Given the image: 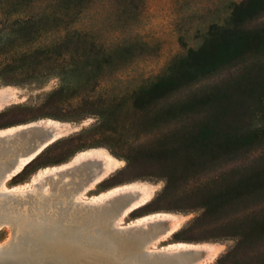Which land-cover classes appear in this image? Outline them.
Wrapping results in <instances>:
<instances>
[{"label": "rangeland", "instance_id": "1", "mask_svg": "<svg viewBox=\"0 0 264 264\" xmlns=\"http://www.w3.org/2000/svg\"><path fill=\"white\" fill-rule=\"evenodd\" d=\"M59 11L47 17L46 0H0V130L53 119L68 131L8 186H32L48 168L101 150L116 164L88 197L145 183L151 198L125 224L156 212L180 216L178 231L153 247L216 244L205 264H264V0H66ZM233 21L245 52L233 59L229 45L223 67L189 92L223 82L231 129L257 145L214 154L179 148V129L198 124L192 113L172 123L156 113L160 99L138 104L139 92L199 48L210 28ZM15 160L7 151L0 174ZM11 235L4 225L0 244Z\"/></svg>", "mask_w": 264, "mask_h": 264}, {"label": "bare ground", "instance_id": "2", "mask_svg": "<svg viewBox=\"0 0 264 264\" xmlns=\"http://www.w3.org/2000/svg\"><path fill=\"white\" fill-rule=\"evenodd\" d=\"M67 132L53 119L0 130V161L7 151L16 152L15 164L0 174V231L6 224L12 229L9 240L0 244V264H205L216 258V244L153 247L178 231L177 214L156 212L124 223L150 200L151 188L145 183L119 185L88 197L115 167L113 156L104 151L81 152L48 168L32 186H8Z\"/></svg>", "mask_w": 264, "mask_h": 264}, {"label": "trees", "instance_id": "3", "mask_svg": "<svg viewBox=\"0 0 264 264\" xmlns=\"http://www.w3.org/2000/svg\"><path fill=\"white\" fill-rule=\"evenodd\" d=\"M46 1L49 17L60 13L59 10L66 0ZM30 19H20V22H28ZM234 22L231 26L215 25L210 28L208 37L199 48H190L186 54L175 58L156 81L139 92L138 104L144 106L149 103L146 98L160 99L156 113L172 123L178 124L192 113L190 120L198 124H184V128L179 129V148L190 143L197 144L203 148V152L214 154L257 145V142L247 139L240 132V128L231 129L225 114L227 109L223 104L227 97L223 82L200 84L189 92L191 87L202 83L223 67L229 45H233V59L240 58L245 52V35ZM256 47L250 45L248 49L252 52ZM259 174L264 176V170Z\"/></svg>", "mask_w": 264, "mask_h": 264}]
</instances>
